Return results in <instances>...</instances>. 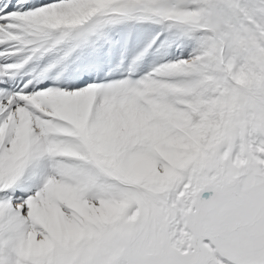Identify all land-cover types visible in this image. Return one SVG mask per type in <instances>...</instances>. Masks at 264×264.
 <instances>
[{
  "label": "snow or ice",
  "instance_id": "6c2138e0",
  "mask_svg": "<svg viewBox=\"0 0 264 264\" xmlns=\"http://www.w3.org/2000/svg\"><path fill=\"white\" fill-rule=\"evenodd\" d=\"M0 264H264V0H0Z\"/></svg>",
  "mask_w": 264,
  "mask_h": 264
}]
</instances>
